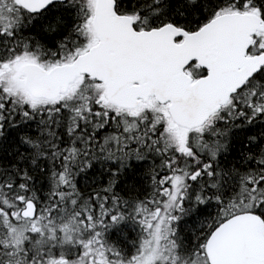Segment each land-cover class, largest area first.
Wrapping results in <instances>:
<instances>
[{
  "label": "snow or ice",
  "instance_id": "1",
  "mask_svg": "<svg viewBox=\"0 0 264 264\" xmlns=\"http://www.w3.org/2000/svg\"><path fill=\"white\" fill-rule=\"evenodd\" d=\"M0 264H264V0H0Z\"/></svg>",
  "mask_w": 264,
  "mask_h": 264
}]
</instances>
